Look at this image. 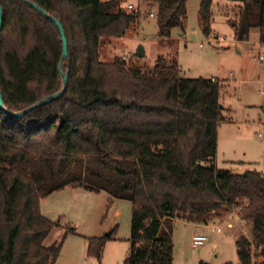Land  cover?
<instances>
[{
	"label": "trees",
	"instance_id": "1",
	"mask_svg": "<svg viewBox=\"0 0 264 264\" xmlns=\"http://www.w3.org/2000/svg\"><path fill=\"white\" fill-rule=\"evenodd\" d=\"M31 1L65 28L69 84L22 117L0 108V264L56 263L61 244L46 240L60 223L42 213V201L67 187L132 203L123 264H175L176 222L208 225L229 209L252 226L251 238L238 236L239 264H264V173L236 174L216 163L224 85L182 77L179 64L162 56L150 68L137 55L107 60V46L139 20L122 0ZM142 1L156 9L161 37L183 27L189 0ZM199 1L209 34L215 0ZM227 1L240 3L236 39L258 28L264 45V0ZM0 2V87L6 108L17 112L61 90L63 39L32 5ZM113 235L90 239L89 256L100 262Z\"/></svg>",
	"mask_w": 264,
	"mask_h": 264
},
{
	"label": "rangeland",
	"instance_id": "2",
	"mask_svg": "<svg viewBox=\"0 0 264 264\" xmlns=\"http://www.w3.org/2000/svg\"><path fill=\"white\" fill-rule=\"evenodd\" d=\"M129 3L138 5L140 0H122L125 10ZM239 5L235 1L215 0L207 34L199 13L200 1L189 0L183 27L161 37L156 9L144 2L137 23L107 46L106 59L132 58L143 46L145 55L135 57L141 66L153 67L162 56L179 64L182 77L218 79L224 85L221 102L226 119L218 129L217 166L236 174L249 170L264 173V60L255 59L264 56V45L258 28L246 40L236 39L233 24L240 20ZM42 213L60 223L46 240V244H61L55 264H123L129 255L132 203L127 199H113L106 191L67 187L42 201ZM236 213L228 211L217 222L203 226L177 221L175 264H199L202 260L239 264L238 236L251 238L252 226L246 223L245 229H241ZM229 219L234 221L233 228L228 227ZM216 226L221 227L220 232L215 230ZM71 227L75 231L69 230ZM110 232L114 235L106 239L101 261L90 257V239L105 237ZM197 233L207 234L210 239L194 247L192 237Z\"/></svg>",
	"mask_w": 264,
	"mask_h": 264
},
{
	"label": "water",
	"instance_id": "3",
	"mask_svg": "<svg viewBox=\"0 0 264 264\" xmlns=\"http://www.w3.org/2000/svg\"><path fill=\"white\" fill-rule=\"evenodd\" d=\"M23 1L32 5L33 7L38 9L40 12H42L47 18H49L51 21L55 22L57 24L58 28L60 29L62 39H63V56H62L61 63L59 65V71H60V74L63 78V86H62L61 90H59L58 92H56L52 95H49V96L39 100L38 102H36L32 106L25 108L23 110L17 111V112H11L6 108L5 103H4L2 90L0 87V108L2 110H4L8 115L15 117V118L22 117V116L26 115L27 113H29L30 111H32V110H34V109H36L42 105L48 104V103L52 102L54 99L58 98L59 96H62L67 91L68 84H69V71L67 73H64V71H63V64L69 57V42H68V39L66 36V31H65L63 24L56 17L49 14L47 11L43 10L35 2H33L31 0H23ZM3 25H4V10H3V7H2L1 2H0V31L3 29ZM144 55H145L144 48H143V46H140L139 49L137 50V56L143 57ZM221 107L223 108V105H221Z\"/></svg>",
	"mask_w": 264,
	"mask_h": 264
},
{
	"label": "built area",
	"instance_id": "4",
	"mask_svg": "<svg viewBox=\"0 0 264 264\" xmlns=\"http://www.w3.org/2000/svg\"><path fill=\"white\" fill-rule=\"evenodd\" d=\"M143 1L140 0V3L138 5H135L133 3H129L128 4V9L131 10L132 12H135L136 14H140L142 11V5H143ZM150 16L154 17L155 14L154 13H150ZM260 47V45H258ZM256 60L259 61H263L264 60V56L260 55L258 58H255ZM229 211H233L232 209H229ZM232 214V213H231ZM228 227L229 228H233L234 226V221L229 219L228 220ZM238 226L241 227V229H245L246 227V222L244 221H238ZM216 231H221V227H217L215 228ZM210 239V237L207 234H203V233H197L194 234L192 237V244L194 247H199L203 244H205L206 241H208Z\"/></svg>",
	"mask_w": 264,
	"mask_h": 264
},
{
	"label": "crops",
	"instance_id": "5",
	"mask_svg": "<svg viewBox=\"0 0 264 264\" xmlns=\"http://www.w3.org/2000/svg\"><path fill=\"white\" fill-rule=\"evenodd\" d=\"M241 41H244V40H241ZM263 146H264V144H263ZM179 221H181V220H178V222ZM188 223H190V222H188ZM190 224H196L197 226H203L204 224H198V223H190ZM174 238H175V234H174ZM174 263H175V261H174Z\"/></svg>",
	"mask_w": 264,
	"mask_h": 264
}]
</instances>
